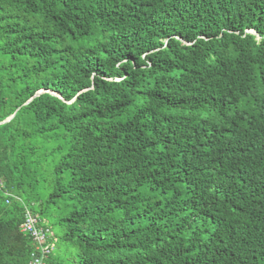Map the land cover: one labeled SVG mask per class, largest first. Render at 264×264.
I'll return each instance as SVG.
<instances>
[{
  "label": "trees",
  "instance_id": "1",
  "mask_svg": "<svg viewBox=\"0 0 264 264\" xmlns=\"http://www.w3.org/2000/svg\"><path fill=\"white\" fill-rule=\"evenodd\" d=\"M0 182V264H264V0H0Z\"/></svg>",
  "mask_w": 264,
  "mask_h": 264
},
{
  "label": "built area",
  "instance_id": "2",
  "mask_svg": "<svg viewBox=\"0 0 264 264\" xmlns=\"http://www.w3.org/2000/svg\"><path fill=\"white\" fill-rule=\"evenodd\" d=\"M1 187V182H0ZM9 197H13L7 194ZM8 203V200L6 201ZM20 232L32 239L33 251L30 255V264H45L52 247L49 244L50 232L48 228L40 224L39 220L32 212L24 208V221L20 227Z\"/></svg>",
  "mask_w": 264,
  "mask_h": 264
},
{
  "label": "rangeland",
  "instance_id": "3",
  "mask_svg": "<svg viewBox=\"0 0 264 264\" xmlns=\"http://www.w3.org/2000/svg\"><path fill=\"white\" fill-rule=\"evenodd\" d=\"M57 217H58V213L57 212L55 213L54 210H51L48 212L47 217L41 219V222L50 228L49 244L52 247L53 253L61 254L62 250L66 246L59 240L60 236L62 235V229L55 224V220ZM67 250H69L70 252L73 251V249L69 247L67 248Z\"/></svg>",
  "mask_w": 264,
  "mask_h": 264
},
{
  "label": "water",
  "instance_id": "4",
  "mask_svg": "<svg viewBox=\"0 0 264 264\" xmlns=\"http://www.w3.org/2000/svg\"><path fill=\"white\" fill-rule=\"evenodd\" d=\"M43 92H45V91H44V90H41L39 93H43ZM11 118H13V116H12ZM11 118H10V119H11ZM10 119H7V120L4 121V122H8ZM4 122H3V123H4Z\"/></svg>",
  "mask_w": 264,
  "mask_h": 264
}]
</instances>
